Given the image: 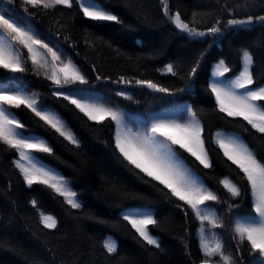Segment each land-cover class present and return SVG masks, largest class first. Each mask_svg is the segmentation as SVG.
<instances>
[{"label": "snow or ice", "instance_id": "snow-or-ice-1", "mask_svg": "<svg viewBox=\"0 0 264 264\" xmlns=\"http://www.w3.org/2000/svg\"><path fill=\"white\" fill-rule=\"evenodd\" d=\"M215 2L219 5L218 14L193 11L191 20H188L178 8L173 10L170 7L169 0H159L163 17H157V20L162 19L163 23L174 26V32L187 46L162 68L155 69L170 75L171 82L165 84L124 73L114 79L111 72L98 69L87 55L83 62L74 59L80 56L77 50L79 41L72 34V24L77 15L91 21L132 27L106 7L103 0H20L18 5L15 0H0V68L7 73L21 74L5 75L3 79L8 83L0 85V143L15 151L16 158L11 163L25 185H45L63 197L74 210L73 215L78 213L81 218L108 223L84 208L63 175L32 155L33 152L49 156L56 154L48 140L31 132L26 134L27 125L5 107L24 106L41 128L79 149L81 140L64 118L46 106L42 98L37 99L42 94H29L24 90L26 74L31 72L35 77L43 76L41 83L47 84L46 95L53 97L63 108L73 111L89 129L105 128L108 139L103 142L113 155L142 185L155 190L159 198L173 204L182 213L185 235L180 240L186 257L182 264H264V156H258L237 134L219 130L211 132L203 118L206 109L185 99L203 79L208 96L202 103H210L214 99L210 110L219 119L231 123L240 118L264 137V82L253 71L256 64L250 51L253 45L237 50L238 65L221 57L212 65L210 75L205 65L208 48L197 47L202 44L210 47L227 35L257 26L264 28V0ZM18 8L23 10L22 13ZM136 11L143 15L145 21L150 19L139 2ZM202 15H207L208 19H198ZM42 19L49 21L47 28L37 24ZM95 43L92 34L86 31L85 47L94 48ZM66 47L73 51V56L67 54ZM21 48L27 50L26 56ZM114 51L117 56L122 55L118 49ZM153 53L158 55L159 50L154 49ZM125 59L131 62L132 57ZM29 60L31 67L28 66ZM261 63L264 65V58ZM85 68L94 74L92 83ZM95 82H103V87L109 92L114 91L115 97L122 98V101H133L134 91L143 92L151 100L144 111L134 113L127 105L122 107V101L98 91ZM134 103L139 106L141 102L136 100ZM248 130L244 128L245 132ZM211 144L216 146L217 157L222 153L221 163L235 175L234 179L229 175L217 178V183L227 193L226 197L206 185L186 163L198 162L197 167L215 172L213 150L208 147ZM118 191L121 200L135 202L121 208L122 221L130 225L134 236L143 245L160 249L161 241L153 232L161 230L164 221L157 218L151 209L149 195L122 188ZM11 203L15 205L14 200ZM29 203L37 208L36 199ZM225 217H228L227 223ZM39 224L45 229L57 228L56 218L42 211ZM189 226L195 228L199 238V250L195 254L187 240ZM226 228H231V240L234 242L227 250L221 238ZM207 234L214 237V242L206 238ZM3 243L15 250L13 243L0 239V244ZM102 247L110 256L118 254V244L110 237L104 238ZM52 255L55 256L54 251ZM32 264L41 262L33 259ZM127 264L137 262L129 258Z\"/></svg>", "mask_w": 264, "mask_h": 264}, {"label": "trees", "instance_id": "trees-1", "mask_svg": "<svg viewBox=\"0 0 264 264\" xmlns=\"http://www.w3.org/2000/svg\"><path fill=\"white\" fill-rule=\"evenodd\" d=\"M15 2L18 5L20 0ZM103 2L125 24H130L132 27L125 28L113 22L91 21L82 18V15H77L72 24V34L73 38L79 41L77 50L80 56L74 59L77 62H83V58L87 55L90 62H95L98 69L102 68L105 72H111L114 79L118 74L124 73L151 78L165 84L170 83L172 80L170 75L157 72L155 69L162 68L164 63L180 55L181 49L187 46L174 32V26L163 23L162 19L157 20V17H163L159 0H103ZM138 2L143 5V11L150 17L148 21H145L143 15L136 11ZM223 2L224 0H221V3ZM228 2L242 3L243 0H228ZM169 4L173 10L178 8L182 16L188 20H191L193 11L215 15L218 14L219 9L215 0H169ZM22 11L18 8V12L22 13ZM198 19L207 20L208 16H198ZM37 24L47 28L49 21L42 19L37 21ZM86 31L96 40L94 48H86L84 45ZM249 44L253 45L250 51L256 59L253 71L257 78L264 82V65L261 63L264 58V28L257 26L254 29L227 35L210 47L208 44L197 45V47L208 48L206 54L208 59L205 65L210 75L212 65L221 57L238 65L237 50ZM116 49L122 55L117 56L114 51ZM154 49L159 50L158 55L153 53ZM20 50L26 56L27 50L23 48ZM65 50L68 55H74L73 51L67 47ZM150 53L153 54L149 55ZM128 56L132 57L131 62L125 59ZM28 66L31 67L30 60ZM85 71L92 83L94 74L87 68ZM5 75L20 76L21 74L7 73L0 68V85L8 83L6 79H3ZM43 80V76L35 77L29 72L23 79L24 90L29 94H42L37 99L42 98L46 106L56 110L64 118L68 127L81 140L82 146L79 149H75L51 131L41 128L33 114L24 106L15 108L6 105L5 107L27 125L26 134L31 132L48 140L56 154L49 156L33 152L32 155L45 166L63 175L73 191L77 193L84 208L108 223L101 224L81 218L78 213L73 215L74 210H71L64 202L63 197L45 185L39 183H34L31 187L25 185L18 170L14 169L11 163L16 158L15 151L0 143V239L15 245V250H11L7 243L0 244V264H32L33 259L41 264H127L129 258L135 260L137 264H182L186 259L180 240V237L185 235L182 213L176 210L173 204L159 198V193L155 190L142 185V182L113 155L112 150L103 142L108 139L105 128L89 129L80 122L73 111L63 108L53 97L46 95L48 88L47 84L41 83ZM204 83L201 79L193 92L185 99L189 103L199 104L206 109L203 118L210 131L219 130L237 134L258 156H264V137L255 133L246 121L236 118L231 123H225L210 110L214 99L210 103H202L208 96L204 91ZM94 86H98V91L110 94L114 100L122 101V98L115 97L114 91L109 92L104 88L103 82H95ZM136 100L141 102L139 106L134 103ZM150 100L151 97L143 92L134 91L133 101H122L121 106L127 105L134 113L142 112ZM245 127L249 129L247 132L244 131ZM208 147L213 150L212 155L216 162L215 172L203 169L202 166L197 167L198 162L193 164L186 161V163L201 176L206 185L222 197H226L227 193L222 185L217 183V178L229 175L234 179L235 175L221 163L222 153L218 154L219 158L217 157L216 146L211 144ZM121 188L126 191H141L149 195L151 209L156 213L157 218L164 221V227L153 232L161 241L160 249L143 245L138 237L134 236V230L130 225L122 221L121 208L135 202L121 200V194L118 191ZM32 199L37 200L39 211L29 203ZM13 200L15 205L11 203ZM244 207L246 209L247 204ZM41 211L56 218L57 228L45 229L42 224H39ZM225 221L228 222V217H225ZM195 223L193 221V224ZM189 227L190 235L187 240L195 254L199 250V238L196 236L195 228ZM231 235V228L223 230L221 238L226 250L234 243ZM105 237H110L117 242L118 254L110 256L106 253L102 247ZM206 238L214 242L211 234H207ZM50 249L55 252V256L52 255V251H49Z\"/></svg>", "mask_w": 264, "mask_h": 264}]
</instances>
